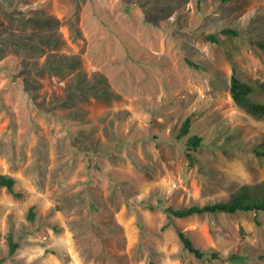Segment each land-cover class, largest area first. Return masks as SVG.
Returning a JSON list of instances; mask_svg holds the SVG:
<instances>
[{
	"label": "rangeland",
	"instance_id": "rangeland-1",
	"mask_svg": "<svg viewBox=\"0 0 264 264\" xmlns=\"http://www.w3.org/2000/svg\"><path fill=\"white\" fill-rule=\"evenodd\" d=\"M262 38L264 0H0V264H264V212L168 211L264 181Z\"/></svg>",
	"mask_w": 264,
	"mask_h": 264
},
{
	"label": "trees",
	"instance_id": "trees-1",
	"mask_svg": "<svg viewBox=\"0 0 264 264\" xmlns=\"http://www.w3.org/2000/svg\"><path fill=\"white\" fill-rule=\"evenodd\" d=\"M224 34H240V31L234 28H224ZM208 37L217 41V37L213 34ZM259 46L264 48V38L257 40ZM264 92V82H257ZM256 84L240 78L236 75L232 77L231 92L234 100L245 107L254 115L264 118V94L260 96L252 95L256 89ZM192 123L191 117H187L180 130L179 136H184L190 132ZM204 137L198 134L189 136L187 140L188 157L191 162L196 161L195 152L204 144ZM253 151L258 156H264V134L255 135L252 141ZM16 180L10 174H0V186L6 188L13 194L20 196L21 194L16 190ZM168 211L179 217L189 216L195 213H216L225 211L229 213H236L238 211H253L256 213L264 212V181L254 185L243 184L230 194L227 198H221L213 202H207L203 205L193 204L190 206H183L179 208L168 207ZM31 220L36 216L35 207L32 206L28 214ZM180 238L190 252L201 258L209 255L211 258L219 260H228L237 263H245L246 258L239 252H232L228 254L220 253L213 250H205L196 246L192 238L183 230H179ZM10 249L9 255L15 254L20 246V242L14 239L12 233L8 235Z\"/></svg>",
	"mask_w": 264,
	"mask_h": 264
}]
</instances>
